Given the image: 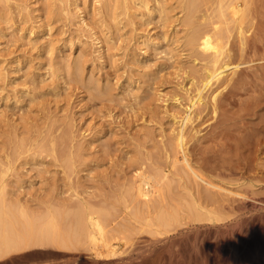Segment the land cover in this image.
Instances as JSON below:
<instances>
[{
    "label": "rangeland",
    "instance_id": "rangeland-1",
    "mask_svg": "<svg viewBox=\"0 0 264 264\" xmlns=\"http://www.w3.org/2000/svg\"><path fill=\"white\" fill-rule=\"evenodd\" d=\"M146 1L148 10L140 0H0V185L4 202L19 201L29 210L28 219L32 214L44 219L38 214L43 208L51 211L56 202L73 199L69 196L76 192L90 200L98 198L96 193H110L115 184L118 188L130 181L138 167L152 172L158 166L155 172L168 170L167 177L178 178L170 168L169 145L176 121L200 85L205 63L184 46L189 31L184 19L191 15L194 25L204 26L216 19V3L197 0L190 12L187 0ZM263 3L254 7L255 12L241 3L249 17L244 19L253 22L244 27L249 38L264 27ZM259 34L261 44L248 47L243 56L230 52L235 62H248L234 73L222 74L229 77L216 94L225 103L222 109L213 114L199 104L185 127L189 154L198 158L199 150L210 148L214 152H208L205 165L211 176L254 197H264V32ZM233 40L228 49L237 44ZM216 83L203 91L205 101ZM222 114L228 115L227 125L221 126ZM224 126L223 135L214 133ZM224 148H231L234 156L230 165L221 166ZM243 159L250 164L249 173ZM242 172L251 178L244 179ZM177 188L170 191L172 196L184 193ZM45 202H53L55 208ZM36 220L19 218L17 230L24 224L28 233L23 231L26 227L22 231L31 237L29 231L35 227L28 224L39 225ZM257 225L263 223L251 224ZM14 227L9 236L23 235ZM58 250L57 258L66 256Z\"/></svg>",
    "mask_w": 264,
    "mask_h": 264
},
{
    "label": "bare ground",
    "instance_id": "bare-ground-1",
    "mask_svg": "<svg viewBox=\"0 0 264 264\" xmlns=\"http://www.w3.org/2000/svg\"><path fill=\"white\" fill-rule=\"evenodd\" d=\"M196 1L187 0V7L191 9L190 12L195 9ZM263 1L213 0L216 3L215 16L217 17L216 19H208L209 24L206 23L207 25L204 26L195 24V26L194 19H192L194 17L191 15H189V18L184 19L185 23H183L188 26L187 29L189 30L183 37L185 38L184 46L188 50L190 49L192 53H197L201 57L200 60L203 62L205 60V63L202 64L200 85L196 86L194 95L189 98V107L185 114L179 119L177 118V130L173 134L169 145V148H171L169 151L171 150L174 153V156L172 152V154L169 153L173 157L172 163H169L171 164L170 168L176 169L174 173L177 172L175 174L178 178L171 177V175L167 177L166 172L169 173L168 170L163 174V170L159 171L160 173L155 172L154 169L160 170L161 167L157 168L158 166L153 167L154 171L152 170V172L151 170L147 172V169L144 170L145 168L138 167L130 181L127 182L126 180V183L122 185L117 183L121 185H119L120 187L117 186L118 188H116V184L115 187L113 185L118 192L113 188L112 191L109 190L110 193L107 192L108 194L104 192V195L99 194V196L96 193L98 198L95 197L94 200L85 199V197H88H83L80 194L82 197H79L77 192L69 196L73 199L67 200L68 197L64 198L66 199H63L65 202H61L62 199H58L59 201L56 199L58 201V203L56 202V208L53 206V202L50 203L53 206L51 207L55 209L47 212L46 209L48 208H43L46 214L44 211L38 213L43 218L45 217L42 219L43 221L39 219V215L36 218L37 214L29 216L32 218L33 223L37 221L36 219L40 220L37 226V223L28 224L31 228L35 227L34 230L30 229L29 231L32 232L31 237L26 236L28 233L27 226H24V224L21 226L22 229L26 227V230L25 228L23 230L27 232L26 234L20 226L21 230H17L16 226L21 217L29 222L30 218L28 219L27 216L29 210L27 211L26 208L22 207L23 204L20 206L24 210L18 209L20 207L18 205L19 201L18 204L4 202V186L2 184V186L0 185V264H264V197H254L250 194L251 192L237 190L216 181L206 167L208 165H205L208 152L211 149L206 147L203 150L201 149V152L199 150V157L194 158L196 156L189 154V149H187L185 135V127L191 122L193 117L191 114L197 105L199 107V104L204 103L205 105H203L210 108V111L214 114L217 113V109H222V105L225 104H222L223 101L220 99H216L218 87L220 88L222 85L225 87L224 85L229 80V77H227V80L226 75L223 76L222 74L229 70L234 73L239 67L248 62H235V57L231 58V56H235V54L243 56L245 50L249 49L248 47L251 46V49L255 44L260 43L263 34L261 36L259 33L264 32V27L262 28L260 21L261 25L259 24V26L261 27L255 29L252 38H249L248 33L245 34L247 27H244L253 22L250 19H244L248 16L241 3L246 9L252 10L258 3H263ZM140 3V6L148 10L146 0H140ZM259 6H262V4ZM256 8L253 9L254 12ZM230 38L232 41H234V38L237 39V44L228 49L226 45ZM234 47L237 49H234ZM231 51L234 54L230 55ZM213 83L217 85L210 92V99L208 98L209 102H207L204 100L206 98L203 91H206ZM240 110L242 111L243 107ZM227 114H224L223 122L220 121L221 126L228 121L226 116L229 114ZM224 130L225 126L219 132L215 129L214 133L223 135L222 131ZM239 142L236 143L235 147L233 146L235 153H238V144L242 141ZM224 144L226 146V143ZM225 148V152L221 153V166L226 162H230L232 156H234V153L233 155L230 153L231 148H228L230 151H226ZM196 153L195 155L198 154ZM236 157L238 155H235V159ZM169 159L171 158L169 157ZM228 164L230 165V163ZM243 165L244 170L248 169L247 172L249 173V170H251V168L249 169V162L245 161ZM227 167L226 169H232L231 166ZM170 168L168 169L171 170ZM247 172L240 173L241 177L244 179L251 178ZM170 173L173 172L170 171ZM171 178L176 180L175 183L177 180L179 181L175 184ZM174 187L182 188L184 193L172 196L170 191L172 188L175 189ZM113 191L116 193H112ZM90 197L94 196L91 195ZM45 203L48 205L47 202ZM46 204L44 205L46 206ZM16 210L20 213H16ZM41 216L40 218H42ZM20 221H18L19 225ZM32 222L30 221V223ZM255 222L256 224L257 222L259 224L263 223L262 227L261 225H257L256 228L252 227L256 226L255 224L251 226ZM12 227L16 228V232L21 231L27 238L25 239V236L19 234L21 232H18V234L23 236L24 239L19 235H16L17 237L9 236L12 234L10 230ZM36 227L38 228L36 229ZM9 232L11 233L9 234ZM55 248L57 250L61 249L58 250L61 252L60 254H66L67 257L63 255L61 259L60 257L57 258L55 254L59 253ZM52 249H55L57 253L52 252ZM35 250L40 251L37 254Z\"/></svg>",
    "mask_w": 264,
    "mask_h": 264
}]
</instances>
